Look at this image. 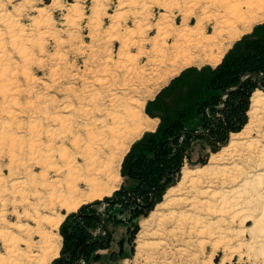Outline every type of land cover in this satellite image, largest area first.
<instances>
[{
  "label": "bare ground",
  "instance_id": "obj_1",
  "mask_svg": "<svg viewBox=\"0 0 264 264\" xmlns=\"http://www.w3.org/2000/svg\"><path fill=\"white\" fill-rule=\"evenodd\" d=\"M205 3L203 11L207 15L197 18L193 26L191 19H185L178 26L182 28L171 36L172 42H153L152 48L161 58L151 60L149 66L125 70V63L133 60L127 57L119 65L127 71H122L125 75L121 79L106 60L102 72L91 76L88 86L74 96L77 106L70 100L61 107L65 114L53 118L47 103L45 121L54 122L44 129L47 146L42 147V141L38 142L40 147L35 145V137H42L41 130H36L40 125L35 123L28 133L29 167L24 172L19 165L13 167L18 156H12L8 193L12 196L15 221L6 211L9 203L0 177V264H50L59 257L62 236L58 230L65 218L61 210L76 211L84 203L103 200L118 190L120 166L132 143L156 129L158 119L144 111L147 100L185 67L216 66L236 40L251 31L255 23L264 22V0ZM37 11L39 16L45 12L43 8ZM6 19L3 12L0 20ZM143 43L144 40L142 48ZM128 47L123 44L120 54ZM161 65L167 71L158 76L159 83L154 88H146L154 80L149 75ZM131 72L133 75L128 74ZM251 101L250 119L244 129L232 133L224 151L213 154L208 165L184 167L181 180L168 190L164 202L142 221L139 257L146 255L145 240L156 225L155 232L172 238L176 247L168 252L164 238L155 242L162 252L148 255L150 264H198L208 244L212 245V253L223 241L234 249L229 246L234 239H242L237 244L239 254L245 248L251 258L264 264V92L256 90ZM35 168H41L40 173H35ZM245 232L248 238H243Z\"/></svg>",
  "mask_w": 264,
  "mask_h": 264
},
{
  "label": "rangeland",
  "instance_id": "obj_2",
  "mask_svg": "<svg viewBox=\"0 0 264 264\" xmlns=\"http://www.w3.org/2000/svg\"><path fill=\"white\" fill-rule=\"evenodd\" d=\"M158 1L160 5L157 3ZM190 2L189 0H2L1 5H3V8L1 7L0 14L1 16L3 12L7 14V22L6 20L5 22L0 20V177L3 179L1 181L3 188L6 186L3 195L7 199V203H9L6 211L9 214L10 220H16L11 204L12 196L8 193L12 180L10 176L12 156L14 154L18 156L16 158L18 162L12 164L13 167L19 165V170L21 169L22 172L29 167L31 141H29L30 134L28 133L31 126L35 123L42 126V128L40 126L38 128L35 127L36 130H41L42 136L41 139L37 138L38 136L35 137L37 140L35 145L37 144L40 147L38 142L42 141L44 143L41 142L42 147L47 146V136L44 129L47 130L49 128H46L47 124L52 125L54 123L52 121H45L47 117L45 113L47 103L53 118L65 114L60 110L66 102L71 100L77 106V101L74 99V96L80 93L84 89V86H88L87 82L91 81V76L102 72L101 70L106 67V60L109 62L110 68L121 75V79L127 73L125 70L131 67L141 68L144 65L149 66L151 60L153 61L160 57L157 52L155 53L154 48H152L155 42L158 44L164 41L172 42L173 37L171 36L174 34V31L178 32L177 29L182 28L181 26L178 28V26L183 24L185 19H191L190 24L193 26L197 18L203 17L205 13L207 15V12H204L206 11L204 8L206 4L205 0H193ZM192 2L194 3L192 4ZM164 5H167L168 8ZM39 8L44 9L45 14L43 13V16L38 15L37 10ZM261 23L264 22L255 23L252 30L244 35L252 33L255 27ZM159 26L162 31H158ZM211 30L212 28L208 26V31ZM241 38L236 40L226 53ZM143 40L145 42L143 43L145 44L143 45L144 49L140 45ZM124 42L129 47L121 55L120 49L125 44ZM127 57L133 60L126 62L125 58ZM108 58H110L111 62ZM122 58L124 59L122 60ZM120 63H125L126 69L120 68ZM208 65H192L183 68L176 76L172 77L162 86L154 97L147 100L144 108L145 113L149 115L146 111L148 102L154 100L161 91L168 88L173 79L178 78L183 71L189 68L201 70ZM167 67L169 68L170 65H167ZM168 68L161 65L160 68L157 67V71L152 70L153 74L149 76H153L154 80H152L151 84L147 83L146 88H154L159 83L158 76H162ZM128 74L133 75L132 72ZM198 76L195 71L189 73L174 86V91L185 89L182 98L184 99L189 91L188 87L190 82L196 80ZM84 79L86 81H82ZM262 87L256 88L255 90L261 89L264 92V83ZM170 94V92L164 94L159 104L157 106L153 105L151 109L156 111L157 107L165 108L167 103L169 104L171 102L170 104H172L175 101L176 103L181 102V98H176L172 101L174 96L170 97ZM251 104L252 101H250L247 112L251 110ZM261 115L264 122V109H262ZM150 117L158 119L159 124V117ZM247 118L249 122V113H247ZM186 123L189 128L196 129L199 132L205 129L203 127V117L201 114L196 113V111ZM231 134L225 141H218L214 146L204 137L194 139L191 150L189 151L190 154L184 159V164H182V170L184 167L197 169L208 165L213 154H219L224 151L223 148L230 142ZM126 155L120 166L122 178L119 189L121 185H126L127 189L134 185L133 181L122 175V167ZM35 169V173H40L41 168ZM181 178L182 171H176L174 180L169 183L161 199L154 204L153 208L146 215L143 214L137 217L133 222L129 221L131 212L125 211L121 213L122 203L120 202L115 206H110L108 202H105L107 196L103 200L101 199V203L94 204L98 199L84 203L76 211L66 212V210H61L65 215L64 220L69 214L80 212L81 208L86 205V210L90 213L96 212L105 218L114 215L116 218L108 221L111 224L110 229L108 227L107 229L109 232H111V229L116 230L117 237L124 236L122 238V244H120L122 240L120 239L118 244L115 243L113 245V248L118 250L117 256H115V252H110L111 246L100 247L89 258L78 254L74 264H150L146 257L148 255L158 256L157 252H162V247L155 245V242H160L163 238L168 244L166 246L167 251L173 252L170 248L176 247L174 246L176 245L175 242L172 241V238L168 236L161 237V235L155 232L157 229L156 225L152 228L145 240L147 243L146 255L144 257L138 256L137 244L139 235L142 232V221L149 218L156 210L157 205L164 202L168 190L179 182ZM0 208L2 210L1 206ZM119 222H124L126 229L118 225L117 223ZM248 224L252 225L253 223L249 222ZM61 225L58 232L62 236L61 248H63L64 237L61 232ZM241 225L243 226L242 223ZM129 227L131 229L136 228V231L132 234L128 230ZM169 229H172V227H169ZM236 229L242 228L236 226ZM88 230L95 236H107L106 231L100 225L95 227L89 226ZM246 234L247 232H245V237L243 238H248ZM240 240L242 239H234L229 245L234 247L235 251L227 247L223 241L218 249L212 253V245L208 244L205 252L200 255L198 264H254L255 262L259 264L260 262L255 260V257L251 258L245 252V248L240 249L243 256L239 254V246L237 244L241 242ZM171 241L172 244L170 243ZM0 247H2L1 242ZM173 250L175 252V249ZM97 253L100 259L95 261L93 257ZM59 256H61V250ZM57 258L50 264H55ZM192 263L195 264L194 262Z\"/></svg>",
  "mask_w": 264,
  "mask_h": 264
},
{
  "label": "trees",
  "instance_id": "obj_3",
  "mask_svg": "<svg viewBox=\"0 0 264 264\" xmlns=\"http://www.w3.org/2000/svg\"><path fill=\"white\" fill-rule=\"evenodd\" d=\"M193 71L199 76L190 82L189 91L182 99L185 89L174 91V86ZM263 83L264 23H261L252 33L237 41L216 67L208 65L201 70L189 68L183 71L168 88L148 102L146 111L152 117H159L160 122L155 131L146 132L134 142L125 157L122 175L134 185L128 189L126 185H121L104 201L110 206L122 203L120 212H131L130 222L146 215L174 180L175 172L182 171V164L190 154L194 139L204 137L214 146L218 141H225L232 132L244 129L248 124L247 111L252 94L256 88H263ZM167 92L171 93L170 97L174 96L172 101L181 98V102H170L165 108L157 107L153 111L152 106H157ZM195 111L203 117L205 129L200 132L189 128L186 123ZM217 112L221 116H216ZM101 201L97 200L94 204ZM86 206L80 212L69 214L63 221L61 232L64 244L55 264H74L78 254L89 258L98 248L110 246L111 233L107 222L116 217L110 215L105 218L96 212L90 213ZM97 225L106 231V237L95 236L88 230L89 226ZM128 230L133 234L136 228L129 227ZM99 259V254H95L93 260Z\"/></svg>",
  "mask_w": 264,
  "mask_h": 264
},
{
  "label": "crops",
  "instance_id": "obj_4",
  "mask_svg": "<svg viewBox=\"0 0 264 264\" xmlns=\"http://www.w3.org/2000/svg\"><path fill=\"white\" fill-rule=\"evenodd\" d=\"M109 223V222H108ZM107 223V227L110 229V224L111 223H109L108 224ZM118 225H121L123 228H125L126 229V225L124 224V222H119V223H117ZM115 229V228H114ZM113 229H111V238H112V240H111V243H110V252H115L114 254H115V256H117V252H118V250L117 249H115V248H113V245L116 243V244H118V242H119V240L120 239H122V238H124V236L122 235V236H119V237H117L116 236V230H113ZM124 246H125V244H124ZM125 248V247H124ZM104 251H107V250H104ZM103 251V252H104Z\"/></svg>",
  "mask_w": 264,
  "mask_h": 264
},
{
  "label": "built area",
  "instance_id": "obj_5",
  "mask_svg": "<svg viewBox=\"0 0 264 264\" xmlns=\"http://www.w3.org/2000/svg\"><path fill=\"white\" fill-rule=\"evenodd\" d=\"M225 97H226V95L224 94V95H223V99H225ZM216 116H221V114L217 112V113H216Z\"/></svg>",
  "mask_w": 264,
  "mask_h": 264
}]
</instances>
